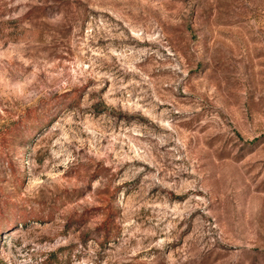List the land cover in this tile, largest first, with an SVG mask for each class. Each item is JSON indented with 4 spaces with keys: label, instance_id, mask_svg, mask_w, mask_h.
Instances as JSON below:
<instances>
[{
    "label": "rangeland",
    "instance_id": "1",
    "mask_svg": "<svg viewBox=\"0 0 264 264\" xmlns=\"http://www.w3.org/2000/svg\"><path fill=\"white\" fill-rule=\"evenodd\" d=\"M53 254L264 264V0H0V264Z\"/></svg>",
    "mask_w": 264,
    "mask_h": 264
},
{
    "label": "trees",
    "instance_id": "2",
    "mask_svg": "<svg viewBox=\"0 0 264 264\" xmlns=\"http://www.w3.org/2000/svg\"><path fill=\"white\" fill-rule=\"evenodd\" d=\"M113 221L110 218H107L99 227L98 230H102L105 238L107 240L111 239V236L114 235L113 233ZM56 254H53V258H49L48 261L45 262V264H54V258Z\"/></svg>",
    "mask_w": 264,
    "mask_h": 264
}]
</instances>
